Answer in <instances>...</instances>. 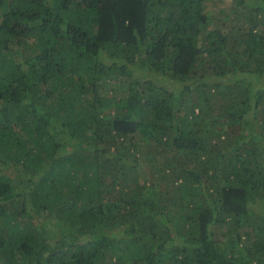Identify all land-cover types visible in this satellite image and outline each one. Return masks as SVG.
Instances as JSON below:
<instances>
[{"label":"trees","instance_id":"obj_1","mask_svg":"<svg viewBox=\"0 0 264 264\" xmlns=\"http://www.w3.org/2000/svg\"><path fill=\"white\" fill-rule=\"evenodd\" d=\"M237 1L203 35L206 0H0V264H264V0Z\"/></svg>","mask_w":264,"mask_h":264},{"label":"rangeland","instance_id":"obj_2","mask_svg":"<svg viewBox=\"0 0 264 264\" xmlns=\"http://www.w3.org/2000/svg\"><path fill=\"white\" fill-rule=\"evenodd\" d=\"M237 0H206L205 12L208 15V27L203 28V35L208 29H216L223 20H230L232 12L235 10ZM230 15V17H229ZM112 87L105 91L108 93ZM175 88V87H174ZM177 89V88H176Z\"/></svg>","mask_w":264,"mask_h":264}]
</instances>
